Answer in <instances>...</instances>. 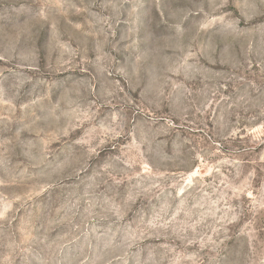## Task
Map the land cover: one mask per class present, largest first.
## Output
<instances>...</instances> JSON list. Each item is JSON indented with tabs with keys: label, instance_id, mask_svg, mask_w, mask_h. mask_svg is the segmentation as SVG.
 <instances>
[{
	"label": "rangeland",
	"instance_id": "374dc122",
	"mask_svg": "<svg viewBox=\"0 0 264 264\" xmlns=\"http://www.w3.org/2000/svg\"><path fill=\"white\" fill-rule=\"evenodd\" d=\"M0 264H264V0H0Z\"/></svg>",
	"mask_w": 264,
	"mask_h": 264
}]
</instances>
